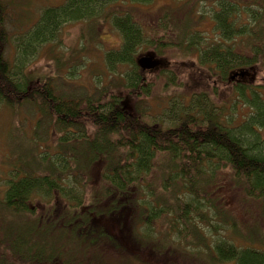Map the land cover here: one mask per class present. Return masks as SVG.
<instances>
[{
	"label": "trees",
	"instance_id": "16d2710c",
	"mask_svg": "<svg viewBox=\"0 0 264 264\" xmlns=\"http://www.w3.org/2000/svg\"><path fill=\"white\" fill-rule=\"evenodd\" d=\"M151 1L65 0L42 9L33 26L19 35L13 65L0 52V104L15 108L18 101L31 102L52 119L55 137L49 144L54 151L17 155L12 178L0 185V264H104L112 252L122 260L149 259L153 251L147 248L161 250L150 239L159 237L153 234L156 226H184L187 236L199 238L194 222L208 225L215 216L221 221L219 230L225 229L227 219L218 217L223 214L221 206L215 214L214 195L208 192L224 188L223 175L234 183L227 190L243 193L242 202H264V138L259 136L264 99L257 90L261 86L253 87L245 76L229 80L241 68L255 72L262 49H250L251 55L240 58L228 45L245 35L262 41L264 13L246 10V5H262L264 0H210L217 34L212 40L170 20L166 33L154 30L147 37L143 24L128 12H119L125 2ZM243 13L253 22L241 26ZM72 21L85 22L89 28L110 21L121 37L120 47L103 57L109 71L119 64L129 65V70L94 97L79 90L57 95L42 76L23 71L38 46L52 41L60 26ZM4 32L0 23V42L5 45ZM154 37L159 42L150 41ZM182 45L181 55L196 54L192 64L202 70L206 88L183 94L188 106L174 109L170 120L149 124L138 104L152 97L150 70H141L136 59L148 51L159 58V52ZM178 67L181 70V64ZM173 77L165 75L163 86H175ZM227 86L232 92L222 89ZM223 91L237 94L251 107L253 115L238 127L224 117V107L213 103L211 96ZM31 140L35 138L28 141L33 147ZM190 226L192 232L187 230ZM212 227L217 233L216 224ZM213 243L210 253L216 263L264 264L263 249L239 247L226 238Z\"/></svg>",
	"mask_w": 264,
	"mask_h": 264
},
{
	"label": "rangeland",
	"instance_id": "374dc122",
	"mask_svg": "<svg viewBox=\"0 0 264 264\" xmlns=\"http://www.w3.org/2000/svg\"><path fill=\"white\" fill-rule=\"evenodd\" d=\"M64 1L0 0V12L1 15L3 14L0 23H3L4 37L6 36L7 39L5 45L2 44V41L0 42V47H3V51L0 48V52L4 53L10 66L15 61L16 50H18L20 42L19 35L33 26L38 20L42 9L61 4ZM211 3L210 0L205 3H201L199 0H152L149 4L125 2L123 7L118 8L120 13L128 12L135 20L143 24L147 37L154 35V30H158L157 34L166 33V29L172 27L168 21L170 20L175 22L176 25H186L184 28L193 27L194 30L201 32L199 33L201 36L203 35L207 39L209 37L208 40H212L217 34L211 17ZM246 7V10L258 9L256 14L260 11L264 13L263 3L260 5L247 2ZM246 19V14L243 13L240 25L244 23L249 25L253 22L252 19ZM256 23L258 26L262 24ZM56 35L52 41L38 46L28 59L23 71L34 77L42 76L40 79L49 81L57 95H65L66 93L68 96V93L79 90V92H91L90 96L92 97L97 96V93L104 86H108L111 81L116 84L120 75L123 76L129 70V65L119 64L113 71H109L106 67L104 53L112 51V49L116 50L122 42L120 34L112 27L110 21H103L99 24L94 23L91 28L87 27L86 23L82 21L66 22L60 26ZM261 37L262 41L256 43L252 38L245 35L240 39L237 37L228 42V45L233 47V50L237 53L236 55L240 58L251 55L249 53L250 49L251 52L256 47L260 51L262 49L263 52L261 51L260 56H258L259 63L255 66L256 71H252L253 73L246 78L253 87L258 88V86H261L257 90L262 93L264 99V34ZM158 38L154 37L150 41L153 43L159 42ZM180 47L179 50L172 47L163 51L160 50L159 58L154 57L155 59L162 58L160 61L164 60L167 64L163 63V65H159L153 70L150 69L147 81L151 85L152 97L144 98L143 102L138 104L142 108L140 112L144 115V121L149 124L159 123L160 120H170L175 113L174 109L178 112L187 108L188 105L183 103L184 100L181 99L183 94L188 95L194 90L206 88L202 70L192 64V61L196 62L197 60L196 54L190 51L181 55L182 50L185 53V45ZM147 53L154 56V53L150 51ZM261 59L263 60L261 61ZM170 63L171 65H169ZM179 64H181V70H179ZM160 67H162V71H160ZM165 75L171 78L174 76L173 79H175L176 85L163 86ZM196 82H199V84H196ZM207 86H211V83H208ZM222 89L230 90V87L227 86ZM230 92L232 91L230 90ZM230 92L223 91L220 96H211V98L214 104L224 107V117L231 119L230 125L238 127L253 113L250 105L245 104V101L241 100L240 97L238 100L237 94L233 93V95ZM208 93L210 92L208 91ZM222 122H224L223 119ZM224 125L226 124L224 123ZM53 129L52 119L35 110L31 102L18 101L15 108L0 104V185L3 180L12 178L10 172L13 173L14 158L17 155L20 158H25L30 155L33 156L34 153L38 154V152L48 153L54 151L52 147H49V144L52 145L55 139L52 135ZM259 130L260 138H264V127ZM30 137L35 138V141L31 140L33 147L28 142ZM47 147L49 149H46ZM223 178L222 185L224 188H211L208 192H213L214 195L215 214H217V207L221 206L219 209L223 214L218 217L227 219L223 221L225 229L220 228L219 230L218 223L221 221L219 222L215 216L207 220L208 225L205 222H202L201 225L194 222L198 226L197 235L199 238L187 236L184 226H178L174 229L156 226L153 234L155 233L159 237L150 239H152L151 242L154 241L155 245L161 246V250L146 249V251H153L152 257H155V259L139 256V260L131 258V260L125 258L122 260L121 256L112 252L109 259L107 258L103 263L219 264L213 261V253L210 252L214 241H221L225 238L239 247L251 246L264 250V202L254 199L242 202L245 199L243 193L239 190L235 193L232 190H227V187L234 183L225 175H223ZM238 193L239 195H237ZM214 224L218 228L217 233L211 231ZM179 229L180 231L177 232ZM187 230L192 232L193 226H190ZM121 246L125 248L124 245ZM156 251L157 254H161V258L155 253Z\"/></svg>",
	"mask_w": 264,
	"mask_h": 264
},
{
	"label": "water",
	"instance_id": "95a60500",
	"mask_svg": "<svg viewBox=\"0 0 264 264\" xmlns=\"http://www.w3.org/2000/svg\"><path fill=\"white\" fill-rule=\"evenodd\" d=\"M153 58L154 56L150 54H147V55L145 54V55L138 57L136 59V63L141 70L154 69L161 64V61L155 58L153 59ZM245 72L246 71H243V70L237 71L233 73V75L231 76V79H233L235 76H244Z\"/></svg>",
	"mask_w": 264,
	"mask_h": 264
},
{
	"label": "flooded vegetation",
	"instance_id": "af4514ba",
	"mask_svg": "<svg viewBox=\"0 0 264 264\" xmlns=\"http://www.w3.org/2000/svg\"><path fill=\"white\" fill-rule=\"evenodd\" d=\"M246 77V76H245ZM231 82L235 81L236 79H229ZM214 83L216 84V82L214 81ZM229 83V82H228Z\"/></svg>",
	"mask_w": 264,
	"mask_h": 264
}]
</instances>
